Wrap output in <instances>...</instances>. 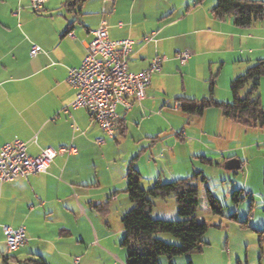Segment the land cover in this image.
<instances>
[{"label":"crops","instance_id":"crops-1","mask_svg":"<svg viewBox=\"0 0 264 264\" xmlns=\"http://www.w3.org/2000/svg\"><path fill=\"white\" fill-rule=\"evenodd\" d=\"M87 1L46 0L40 12L30 11L29 0H13V5L0 7V149L18 140L26 143L28 155L34 158L45 148L76 150L56 155L45 173L0 184V258L92 264L97 254L105 252L96 242L102 240L103 245L109 234L110 224L105 223L109 206H115L120 220L130 209L125 175L140 148L134 166L148 186L158 178L178 180L188 175L189 168L180 164L181 154L184 159L194 154L207 159L206 150L220 154L224 168L235 160L224 157L234 150L230 146L211 147L218 132L211 124L226 122L222 112L206 110L201 117H189L180 111L178 101L206 98L215 72L222 74L228 86L255 61L264 60V19L238 28L231 18L212 15L216 0L197 5L195 0ZM102 24L110 40L132 42L131 72L146 69L156 56L165 57L161 70L152 75L144 100L134 101L129 111L117 109L113 139L85 109L64 111L76 93L67 82L68 72L80 65L86 44ZM33 46L41 52L31 57ZM184 50L191 51V56L182 65L176 55ZM229 100L227 94L222 99ZM189 123L196 130L191 135ZM188 134L192 138L185 143ZM117 135L120 143L132 141V151L114 168L107 153L119 144ZM147 152L153 160L161 159L160 166L170 171L169 179L161 177L156 161L150 170L144 167L148 164H140ZM105 203L110 204L108 216L97 209ZM4 227L24 228L27 243L7 254ZM120 233L123 238L122 225ZM108 257V264H117ZM124 258L120 264H125Z\"/></svg>","mask_w":264,"mask_h":264},{"label":"rangeland","instance_id":"rangeland-1","mask_svg":"<svg viewBox=\"0 0 264 264\" xmlns=\"http://www.w3.org/2000/svg\"><path fill=\"white\" fill-rule=\"evenodd\" d=\"M182 1V0H179ZM261 1L264 0H252ZM88 0L86 3H89ZM13 0H0V7L13 5ZM30 3V0H29ZM32 12V10L30 9ZM260 23V22H258ZM221 72V71H220ZM213 83V99L222 103H232L233 96L230 91V84L224 83V80L215 72L210 77L208 82V92L206 98L210 97V87ZM226 89L228 92H226ZM248 88H244L239 97L243 98L247 93ZM227 94L229 101H222ZM219 97L221 100H218ZM258 97L261 107L264 109V79H261L258 86ZM213 112H219L217 109H209ZM181 111V110H180ZM221 113V112H220ZM181 116L180 114H178ZM178 124V123H176ZM190 125V135L196 131L195 125ZM209 127V125H208ZM212 128H215L216 139L211 143V147L218 149H225L226 146H230L232 152L224 154L225 159L235 157V160L242 162V168L238 170H226L224 168V160L220 154L212 153L206 150L208 154L207 159H211L212 163H205L198 154H194L190 159L182 157L179 153L182 152V148H178L176 153L179 155L180 164L183 163L185 169L189 168V174L182 178H191L194 173L199 172L200 176L196 180V184L199 186V203L197 208V220L200 223L207 225V231L203 236L202 252H196L190 255H183L168 259L161 256L158 258L159 264H264V248L261 249L259 244L260 233L257 231L264 230V129L243 127L238 123L229 122L226 119L225 123L212 122ZM189 127H186V130ZM199 134V133H198ZM189 134L185 141L188 142L192 138ZM118 136V141L121 139ZM181 143V142H180ZM171 144V143H170ZM168 144V145H170ZM210 145V144H209ZM143 147V146H142ZM142 148L137 151V156L132 159L134 164L139 160V153L142 152ZM132 151V141L129 139L126 143H120L114 145L108 150L107 157L114 164V168L118 167L122 163V157ZM205 152V151H203ZM223 154V153H222ZM131 159V160H132ZM130 160V161H131ZM140 164H148L144 167L150 170V165L153 166V162L156 161L158 168H161L162 172H159L163 179H169V170L163 165L160 158H152L149 152L145 153V156L140 159ZM151 162V164L149 163ZM174 170H178L174 167ZM173 170V173L175 171ZM147 171V170H146ZM172 172V171H171ZM147 174V172H146ZM141 175V174H140ZM204 181L202 182V179ZM162 180L161 181H173ZM142 189H148L150 186L146 185L145 180L141 181ZM141 186V184H140ZM204 189H208L212 192V196L218 200L221 214H214L208 204V201L203 194ZM235 191H242L240 197L242 200L239 203H234L232 200L233 193ZM128 198V197H127ZM157 201L158 204L155 202ZM110 204H108L109 206ZM107 206V210H108ZM111 207V208H110ZM115 206H109V212L99 211L104 216H108V220H105L103 225L105 231L107 226L110 228L107 231L109 234L103 239L106 241L103 243L108 245L102 246L99 244L101 241L96 242L98 247L102 248L105 252L101 255H96L92 264H108V254L112 256L113 261L120 264L126 259L127 251L121 247L122 234L120 233L121 223L120 216L116 215L114 209ZM235 214L237 221L229 219L232 214ZM151 218L162 221H177L178 216L176 213V203L173 197L166 198L165 200H154V206L151 212ZM171 218V219H169ZM247 222L245 225L244 223ZM106 226V227H105ZM158 239L171 245H177L179 242L176 238L169 234L159 233L156 235ZM116 249V250H115ZM122 259V260H121ZM112 262V261H111Z\"/></svg>","mask_w":264,"mask_h":264},{"label":"trees","instance_id":"trees-1","mask_svg":"<svg viewBox=\"0 0 264 264\" xmlns=\"http://www.w3.org/2000/svg\"><path fill=\"white\" fill-rule=\"evenodd\" d=\"M203 0H195V5ZM215 18H231L238 28H248L256 22L264 19V2L252 0H216V5L211 10ZM264 78V60L255 61L246 71L230 82V91L233 96L232 103H222L213 99V83L210 87V97L200 100L180 98L179 108L183 114L189 117H201L206 110H220L230 122L238 123L247 128L264 127V109L261 107L258 97V86ZM248 88L243 98L239 93ZM205 163L211 164V160L202 158ZM132 159L128 164L125 175L126 193L130 209L121 217L123 238L121 247L127 251L125 264H159L158 258L190 255L200 252L204 244L203 236L207 231V225L198 222L197 208L199 203V186L196 184L200 173H194L191 178L178 179L163 182L158 178L148 189L140 186L141 175L134 166ZM204 178L202 179V182ZM242 191H235L232 196L234 203H239ZM209 207L214 214H221L218 200L212 196V192L204 189ZM173 197L176 203L177 221L169 222L151 218L154 200ZM101 211L107 210V203L97 206ZM229 219L237 221L233 213ZM245 222L244 224H246ZM260 233L259 244L264 248V230ZM169 234L178 240L177 245H171L161 241L157 234ZM0 264H47L42 258H28L15 260L11 255H2Z\"/></svg>","mask_w":264,"mask_h":264},{"label":"built area","instance_id":"built-area-1","mask_svg":"<svg viewBox=\"0 0 264 264\" xmlns=\"http://www.w3.org/2000/svg\"><path fill=\"white\" fill-rule=\"evenodd\" d=\"M45 2L46 0H30V8L34 12H40ZM151 39L145 38V41ZM85 48L86 54L80 65L68 72L67 82L76 93L64 111L69 112L70 108L85 109L91 120L108 138L113 139L119 119L117 109L129 111L134 101L144 100L152 75L161 70L165 57L156 56L146 69L138 73L131 72L129 56L132 42L128 39L110 40L104 24L93 32V37ZM40 52L38 46H33L29 55L34 57ZM190 56L189 50L176 55L182 65ZM75 151L73 147L58 150L45 148L34 158L28 155L26 143L18 140L6 143L0 149V184L45 173L56 155ZM3 234L7 254L28 241L25 230L21 227H4Z\"/></svg>","mask_w":264,"mask_h":264},{"label":"water","instance_id":"water-1","mask_svg":"<svg viewBox=\"0 0 264 264\" xmlns=\"http://www.w3.org/2000/svg\"><path fill=\"white\" fill-rule=\"evenodd\" d=\"M227 170H238L240 169V163L238 160H230L225 164Z\"/></svg>","mask_w":264,"mask_h":264}]
</instances>
